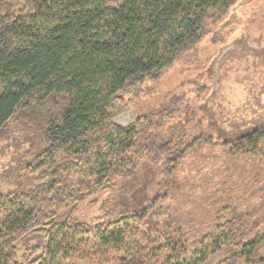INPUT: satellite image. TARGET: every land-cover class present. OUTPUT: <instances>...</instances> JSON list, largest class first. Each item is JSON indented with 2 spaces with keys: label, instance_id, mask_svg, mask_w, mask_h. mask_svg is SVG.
<instances>
[{
  "label": "trees",
  "instance_id": "16d2710c",
  "mask_svg": "<svg viewBox=\"0 0 264 264\" xmlns=\"http://www.w3.org/2000/svg\"><path fill=\"white\" fill-rule=\"evenodd\" d=\"M231 1L0 0V139L23 121L43 147L25 156L34 185L0 192V264H204L226 246L235 252L217 264H264L263 236L249 234L228 189L214 200L208 189L198 215L186 210L198 220L176 211L164 224L160 208L58 219L146 158L183 159L179 139L142 138L154 132L149 116L114 119L127 108L123 94L161 76ZM262 138L264 125L239 130L222 143L228 160L250 157Z\"/></svg>",
  "mask_w": 264,
  "mask_h": 264
},
{
  "label": "rangeland",
  "instance_id": "374dc122",
  "mask_svg": "<svg viewBox=\"0 0 264 264\" xmlns=\"http://www.w3.org/2000/svg\"><path fill=\"white\" fill-rule=\"evenodd\" d=\"M123 95L127 108L114 121L128 125L149 116L154 132L143 130L142 138L151 140L161 131L179 139L186 147L183 159L175 164L169 155L146 158L113 187L97 190L58 219L71 216L91 223L108 213L160 208L164 224L176 211L181 219L198 220L200 204L209 201L204 194L209 189L214 200L222 188L230 192L249 234L263 236L264 253V138L250 157L237 156L236 163L228 160L231 152L222 144L239 130L264 125V0H232L223 15L211 12L199 37L161 76ZM30 148L37 153L43 148L36 131L23 121H11L0 139V192L27 191L34 185L37 173L24 166ZM24 248L21 244L19 251ZM234 252L232 246L223 247L204 264H217Z\"/></svg>",
  "mask_w": 264,
  "mask_h": 264
}]
</instances>
